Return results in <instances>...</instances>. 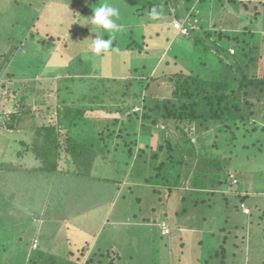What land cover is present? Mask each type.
<instances>
[{
    "label": "rangeland",
    "instance_id": "1",
    "mask_svg": "<svg viewBox=\"0 0 264 264\" xmlns=\"http://www.w3.org/2000/svg\"><path fill=\"white\" fill-rule=\"evenodd\" d=\"M79 1L81 3V0H0V214H10L12 218L17 217L16 221L19 217L30 220L26 216L25 209L30 210L29 216L31 218L35 216L34 214H38L39 209L42 208L44 211L40 215L44 214L43 221L39 222L37 235L40 245L47 241L43 231L47 235L49 233L54 235H50L52 236L49 239L51 245L41 247L40 250L42 249L44 252V248H46V250L48 249L47 252L50 249L58 252L63 248L60 247L61 243L68 242L62 233L63 229H65L66 234L68 232V229L64 228L66 223H63V220L73 215L76 216V213L80 212L79 222H84L85 217H91L89 221L92 222L98 211L95 209V214L94 212L92 214V209L90 212H85V209L91 207V204L92 206H100L99 202L110 199L113 208L110 220L113 221L110 222L109 227L112 226V228H106L103 232H108L116 238L115 242L121 248L118 252L120 254L118 263L120 264H205L203 259L206 258L207 260L211 258L212 260L209 262L216 264L221 257L218 258L216 254H210L209 257L207 250H216L218 240H222L224 235L228 238L227 244H225L227 252L231 254L230 256L226 255V264H264V138L247 142L250 144L248 146L255 150H251L249 157L246 156L245 158H240V154H236L238 157H235L233 165H239V163L241 165L234 167L233 170L228 169L231 166L229 159L223 158L226 164L229 163L223 167H225L224 171L228 169L225 172L228 173L231 186L230 188H221L217 193L222 194L224 199L229 198L230 201L226 204L224 201H218L215 206L200 205L190 210L191 200L195 195L201 199H206L209 193L193 190L189 194L192 188L190 184L185 186L188 182L184 180L187 167H183L180 172V180L181 183L183 182L181 188L170 192L164 188L163 194L160 190L153 193L148 188L149 184L143 180L151 172L153 175L157 172L156 169L147 170L146 166L157 167L160 162L166 159L168 153L165 149L158 147L166 148L167 139L174 142V153L182 155L184 164L187 161L189 164L192 156H188L189 149L187 148H190L191 144L188 138L191 136V141L196 143L198 138L203 136L201 132L203 127L199 128L197 123L189 125L188 121L174 123L173 120H165L161 117V113H164L162 109L150 111V116L147 118L144 117V113H146V108H154L155 106L168 108L176 102L172 92L175 88L177 73L194 74L200 77L209 75V71L201 72L200 70L204 67L203 62L209 63L208 66L210 67L207 70L212 69L213 60H218L215 55H217L216 42L217 44L219 42L217 38L209 36L210 32L216 34L217 37L222 34L221 32H228L231 36L238 34V37L245 31L257 32L262 39L260 40L261 43L257 44L253 50L255 59L252 63H248L247 73L251 77H254L255 74L256 76H264V0H237L235 3H230L232 0H153L158 3V6L154 7L155 12L150 11L151 13H149L145 10L142 14L139 13L140 11L134 10L138 0H102L100 4L107 2L120 10V18L117 23L122 26L121 34H126L127 30H131L132 35L128 41L133 42V39L141 41L144 48L142 49L143 57H141L139 51L126 50L124 41H118L116 48L112 51L109 50L104 55L96 56V58L89 53L91 49L86 50L85 47L92 45V39L96 38V35L101 36V32L105 33L103 29L90 27L91 36L84 39L85 42L79 45L78 51L75 47L77 43L76 33H80L78 27L80 23L79 16L76 18L73 13L76 11ZM147 4L149 5L148 2ZM173 21L178 22L180 27H175ZM39 25H45L51 35H65L64 38L70 40L66 48L61 46L65 50L66 56L69 57L65 67H67V71L70 68L74 71L81 69L80 73H73L78 74L75 77L82 74L86 78V83L92 77H98L95 75H101L104 78L114 76L126 80H138L141 77L148 83V87L138 98V103L132 108V112L138 114V127L135 135L127 134L125 131L120 135L117 131L118 127H116L115 131L118 135H114L113 139L110 140V146L107 145L110 149L105 153L98 152L96 157L88 155L89 161L83 164L81 168L86 173L90 171L96 178L109 181L101 184L104 189L106 188L101 197L95 192L100 193L102 186L97 184L98 187L94 192L92 185L89 184L91 179L86 177L65 178L69 174L64 175L65 172L63 171L67 170L71 160L67 165L65 164L66 161L64 160L68 159L69 155L64 148L61 149L62 153L58 158V171L46 173L36 170L42 166L43 162L35 149V133L42 127L58 126L60 106L58 87L60 85L59 80L62 78L60 76L63 74L60 70L65 69L62 65L57 69L51 65L53 61L56 62L59 59L47 57L46 52L45 54L41 52L33 58V66L30 64L31 68L26 66L22 60L23 58L26 59L27 52L21 51L20 47H23L26 36L32 32L36 33L35 28ZM241 30L244 31L241 32ZM47 31L38 28L37 33L30 36L27 39L28 42L26 40L27 47L30 45L33 51L38 50L39 47L36 49V45L41 43V38H49L45 35ZM119 32L115 33L114 36L119 35ZM197 40L200 41V44L195 43ZM256 42L257 39L252 40L251 38L249 44L252 47L256 45ZM229 46L226 45L232 56L240 57L244 53L239 44ZM127 49H129L128 46ZM153 49H155L153 53H145L151 52ZM18 50L20 53L16 55ZM11 51H13L12 54L6 55ZM79 51L83 52L82 63L76 57ZM194 51L195 55H193ZM57 53L59 54V50ZM236 57H229L228 59L224 57L222 63L225 65L234 62ZM39 60H45L47 65L55 68L57 77L55 75L52 77L25 78L30 73L38 71L39 65L36 63ZM90 61H93L94 64ZM41 65L43 71H48L46 68L49 66H44L43 63ZM7 69H10L17 78L9 77L10 73L7 72ZM128 69L130 70L128 71ZM231 70L233 73L234 69ZM232 75L230 74L229 77L231 78ZM122 92H128L125 97L120 95L126 98V101L133 100L134 95L131 88L127 90L123 88ZM134 92L139 94L136 90ZM252 97L251 100H254L256 95ZM244 99L245 97L243 99L241 97V100ZM119 103L113 99H99L96 101V107L100 108L101 111L99 112L102 114L113 113L112 117H119L116 111ZM120 106L123 107L124 104ZM153 117L158 119L156 125H152ZM262 118L264 119V104H258L256 117H252V122H257L259 129L264 128ZM252 130L251 124L244 127L241 125V131L235 133L238 136L235 143L238 144L237 141L243 142L244 136L247 135L251 136L249 140L256 138V134L254 136L250 134ZM58 135L59 140L65 139L63 131L58 132ZM204 135L208 136L207 140L204 139L207 149L211 150L212 153H219L220 148L214 146L219 137L215 136L211 130ZM41 137L39 135L37 138L40 140ZM115 147L117 149L123 148L120 151L122 155L118 159L114 158L117 153ZM228 147L229 149L234 148L233 142ZM128 148L133 150L132 157H128L127 153H124V150ZM237 148L236 145L235 149ZM225 155L228 156L227 153ZM218 156L221 157L219 154ZM92 161L94 162L93 166L91 165ZM39 176L41 179L38 178ZM44 177L45 179H43ZM51 183L53 189L48 190L45 194V188L48 185L49 189L52 188ZM69 188L73 191L74 196L72 197V192L68 191ZM248 188L253 196L241 204V200L237 196L247 194ZM132 189H134V193ZM86 191L89 195L82 201L79 193L82 195ZM138 197L141 201L140 208L135 203ZM182 197L185 198L184 204L187 208L184 213L183 210H179V208H184V204L180 202ZM225 205H227L226 208ZM164 207L167 211H164L166 221L170 220L168 225L172 231L177 229L174 235L171 234L168 237L156 234V227L152 225L155 223L154 217L160 215L159 212L157 215L156 209ZM152 208L155 210L152 211ZM140 209H142L139 216L141 218L137 220L139 223L134 225V213L139 212ZM218 210L220 212L224 210L225 215L229 213L226 216L228 219L225 220ZM180 211L181 213H179ZM176 212L179 215H176ZM168 215L173 219H169ZM197 215L199 216L197 217ZM143 218H151L152 221L151 223L147 220L142 222ZM157 218L159 219V217ZM204 219L208 221L204 222ZM24 220L19 224L11 225L12 230L10 226L5 227L2 230L4 235H11L14 231L20 233V229L30 232L31 223L27 224L23 222ZM13 222L15 221L12 220ZM143 223L146 226H141ZM219 224L227 228L224 235L220 232H214L213 228ZM113 225L119 230L116 231ZM54 228L55 230H53ZM165 230L162 229V232ZM123 234L126 236L124 241H122ZM23 235L25 238L16 244L17 254L10 256L3 254L0 264H22V261L23 264L27 263L24 262L23 255L30 250L31 239L30 233ZM106 237L99 239L101 245L107 244L105 242ZM174 238V247L170 250L167 241ZM201 240L204 242L203 245L198 243ZM0 241L8 242L7 239ZM92 243L89 246V251L86 245L79 242L80 245H76H83L79 248L82 252H79L77 257L67 255L72 258L73 262L81 259V264H89L88 260H91L90 264H98L100 259L115 263L114 254L108 253L107 250V253H103L101 257L100 253L103 246ZM111 246L110 243L108 249ZM71 248L74 249L73 244H71Z\"/></svg>",
    "mask_w": 264,
    "mask_h": 264
},
{
    "label": "trees",
    "instance_id": "2",
    "mask_svg": "<svg viewBox=\"0 0 264 264\" xmlns=\"http://www.w3.org/2000/svg\"><path fill=\"white\" fill-rule=\"evenodd\" d=\"M236 1L237 0H232V2L230 3L233 2L235 3ZM245 6L247 8V5ZM36 27H37L35 28L36 33L38 28L39 29L43 28L46 29L47 31V27H45V25H39ZM91 27L96 29L95 26H91ZM86 29L80 31V33L78 32L76 33L77 43L75 44V47L77 51L79 49V45L85 42L84 39L91 36L87 34V33L90 34L91 28H88V31H86ZM243 31L244 30H241V32ZM252 31H250V33L245 31V33H241L239 37L238 34L231 36L228 32H221L222 34H220L217 37L216 34L210 32L209 36L217 38V41L219 40V42L218 44L216 42L217 55H215V57H217L218 60H213L212 62L213 64L211 66L212 69L207 70V68L210 67L208 66L209 63L203 62L204 67L200 70L201 72L209 71V75L200 77L194 74L183 75L182 73H177L175 88L172 92V95L173 97H175L176 102L172 103V105L169 106L168 108L162 106L160 107L155 106L154 108L151 107L145 109L146 111V113H144L145 118L150 116L149 114L150 111L153 112L154 109L157 110L162 109L164 113L163 114L161 113V117L165 118V120H173L174 123H181L188 121L189 125L197 123L199 128L203 127V129L201 130L203 136H200L196 143L191 141V136L188 138V141L191 142L189 146L190 148H187L189 149L188 156H192V160L189 164L188 161L184 164L182 155L174 153L175 146L172 140L167 139L166 148L162 146L158 147L159 149H165L168 155L166 159H164L162 162H160L157 165V167L146 166L147 170L150 169V171H153L154 169H156L157 172L154 175L151 172L147 177L143 178L144 182L149 184L148 188L151 189L153 193L160 190L162 191L163 194L164 188L168 190V192L174 189H180L181 184H183V182L181 183L180 180L181 177L180 172L183 167L185 168L187 167L186 170L187 173L185 175L184 180L188 182L185 184V186H188V184H190V187L192 188V190L189 191V194L192 193L193 190L195 192L209 193V196H207L206 199H201L199 196L195 195V197L192 198L191 200L192 206L190 207L191 208L190 210L200 205H205L209 207L211 205L215 206V204L218 201L220 202L224 201L225 204L228 201H230L229 198L224 199L222 194L217 193L221 190V188L222 189L225 187L230 188L231 186L230 185L231 181H229L228 173H226L225 171L228 169L233 170L236 168V166L239 167V165H241V163H239V165L238 164L233 165V161L235 157H238L236 156V154L237 155L240 154L239 155L240 158L241 157L245 158L246 156L249 157L250 155L249 153L251 150H255L251 146H248L250 144H248L247 142L258 141L259 139L264 138V128L259 129L257 122L255 121L252 122V117H256L257 105L264 104V76H256L255 74L254 77H251L247 73V65H249L248 63H252L253 60L255 59V57L253 56V50L254 48H256L257 44L261 43L260 40L262 39L260 38L257 32L255 31L252 32ZM36 33L32 32L28 36H26V39L23 42V47H20L21 51L27 52L26 59L25 58L22 59L25 65L30 66L31 64V66H33V58L37 57L41 52H43L44 54L46 52L47 57H54L55 60L59 59L56 62L53 61L51 65H53L56 69L59 68L61 65L64 66L65 68L60 70L63 74L60 76L62 78H60L59 80L60 85L58 87V95L60 96L58 126L42 127L40 128L39 131H37V133H35V137H36L35 149L40 155V158L42 159L43 162L42 166H39L38 168H36V170L46 173H52L58 171V165H59L58 158H60V155L62 153L61 149L64 148L65 152L69 155L68 156L69 158L64 160L66 161L65 164L67 165L70 162V160H71V164L68 166V168H66L67 169L66 171H63L65 172L64 175L69 174V176L66 177L62 176V177L65 178L92 177L93 175H91L90 171L86 173L83 170H81V168L83 167V164H86L89 161L88 158L89 156L96 157L98 152L105 153L110 149L107 147V145L110 146L111 145L110 140L113 139L114 135H118L117 132L115 131V128L118 127L117 131L119 132L120 135L124 131L127 132V134L131 133V135H135V133L137 132L138 114L132 112L133 110L132 108L133 106L136 105V103H138L137 102L138 98L141 96L143 91L148 87V83H146V80L141 77L138 80H126L114 76L104 78L101 77V75H95L98 77L97 78L92 77V79L87 80L88 82L86 83V78H84L82 74H80L78 77H75L78 74L73 73V72L80 73L81 69H79V71H74L73 69L70 68L67 71V67H65L66 63H68L69 61V57L66 56L67 54L63 49V47L66 48L70 40L69 39L66 40V38H64L65 35H62L63 37L57 35H51V33L47 31L45 35H47L49 38L47 39L41 38V43H39V45H36L37 46L36 48L39 47V49L36 51H32L28 49L26 45V40L30 36H34V34ZM130 35H132L131 30L129 31L127 30L126 34L125 33L122 34L123 40H121L118 37V35L114 36L110 51L116 48V43L118 41H124L123 44H125L126 50H137L139 51L138 53H140L139 56L141 55V57H143L142 56V52H143L142 49L144 48L143 42L138 41L136 39H133V42L128 41ZM109 36H110L109 33L105 32V36L101 38L108 39ZM251 38L252 40L257 39L256 45L252 47L249 44ZM18 39L20 41V38ZM19 41L18 43L20 45ZM58 41L59 43L57 44ZM195 43L200 44V41L197 40L195 41ZM224 43L226 44L224 45ZM231 44H239L240 49L244 52L242 56L240 57L232 56L228 52L229 50L226 47V45L230 47L229 45ZM127 46L129 49H127ZM150 47H152V45H150ZM85 49L86 50L91 49V52L89 53L93 54L91 46H87L85 47ZM58 50H59V54L57 53ZM154 50L155 49L151 50V52L148 51L145 53L147 54L153 53ZM12 52L13 51H11V53L8 52L6 55L12 54ZM19 53L20 51L18 50L17 53L15 54L19 55ZM234 53L235 51L233 52V54ZM104 54L105 53H103V55ZM22 55H25V53H22ZM193 55H195V51L193 52ZM93 56L94 58H96L94 54ZM65 57L68 59L67 61L65 60L66 59ZM76 57H78V61L82 63L81 58H84L83 52L79 51L78 56ZM224 57H226L227 59L229 57L231 58L236 57V59L234 62H230L231 63V64L229 63L230 65L229 64L224 65V63H222L224 61L223 60ZM90 62L94 64L93 61ZM41 63H43L44 66H49L47 65V62L45 60H39L36 63V65L37 64L39 65L38 71L35 73H30L29 76L25 78H32V77L42 78L45 76L52 77L56 75L57 71L55 70V68L53 69L51 65L46 68L48 69V71L45 70L43 71ZM231 69H234L233 73ZM129 70L130 69H128V71ZM0 71H1V66H0ZM7 72L10 73L9 77L17 78L14 75V73L10 71V69H7ZM64 72L67 73L68 75H66ZM122 74L124 75V73ZM230 74H233L231 78L229 77ZM131 86L133 87V89ZM123 88H125L126 90L131 88V91H133V95H134L133 100L128 102L125 100L126 98H123L126 95H128L127 94L128 92H122ZM135 90L137 93H139L138 95L134 92ZM256 90L258 91L255 94ZM118 95L119 96L124 95V96L119 97ZM253 95H256V97H254L255 98L254 100H251V98H253L252 97ZM241 97L242 99L243 97H245V99L241 100ZM106 98H108V100L113 99L116 102L117 101L120 102L119 107L116 110L117 113L119 114V117H112L113 113L102 114V112H99L101 110L99 107H96L97 105L96 101L99 99L105 100ZM249 100L250 102H248ZM121 104H124V106L123 107L120 106ZM96 112L98 113L96 114ZM157 121H158L157 117H153L152 125L154 124L156 125ZM249 124H251V127L253 129L250 134H252L253 136L256 134V138L249 140V137L251 136L247 135L244 136L243 142L237 141L238 144H236L235 141L237 140L238 136L237 134L235 135V133L237 131H241V125L244 127ZM210 130L211 132H213L215 136L219 137V139H217L218 142L214 144L215 147L220 148V152L216 154L212 153L211 150L207 149L206 142L204 140V139L206 140L208 139V136L204 135V133ZM60 131H63L65 134V139H63L62 141L58 139L59 136L58 132ZM39 135L42 136L40 140L39 138H37L39 137ZM231 142H233L234 148L232 147L231 149H229L228 146ZM236 145L238 146L237 149H235ZM121 150H123V148L115 149L117 153L115 152L116 154L114 158L116 159L120 158V156L122 155V153H120ZM124 153H127L128 157H132L133 150L131 148H128L124 150ZM225 153H227L228 156L225 155ZM117 154L120 155L117 156ZM218 154L222 158L219 157ZM155 155L157 156L158 154ZM122 158L125 160L124 157ZM223 158L229 159L230 161L229 163H231V166L225 171L224 168L229 163L226 164ZM91 165L92 166L94 165L93 161L91 162ZM103 181L105 183L109 182L106 179ZM68 191H71L70 188L68 189ZM132 191L134 193V189H132ZM71 192H72L71 193V197H72L74 196V194L73 191ZM248 192H249V188H248ZM159 196L161 195L159 194ZM249 196L250 195L247 193L244 195H239L237 197L240 198L241 200L240 203L243 204L245 201L249 199ZM205 200H207V202H205ZM180 202L184 204L185 198L182 197ZM135 203L139 206V204L141 203L139 197L137 198V201ZM227 205H225V208L227 207ZM140 207L141 206H139V208ZM183 207L184 208L182 209L179 208V210H183L184 213L187 210V208H185V204L183 205ZM153 209L155 210V208H152V211ZM141 210L142 209H140L139 212L137 211V213L136 212L134 213L135 219L138 218ZM156 210H157V215L158 212L160 214L159 216L154 217L153 221L155 223H152V225L156 227L157 230L156 234L161 236L165 235L167 237L171 234L174 235L177 229L172 231V229L168 225L170 220L166 221V216L164 215L165 212L167 211L163 210V208L162 209L157 208ZM218 212L219 214H221V216H223V218H225V220L227 218L226 216L229 215V213H226L225 215L224 210L221 212L218 210ZM179 213H181V211ZM179 213L176 212V215H179ZM198 216L199 215H197V217ZM157 217H159V219ZM169 219L171 218L169 217ZM32 220L33 219H31V221ZM203 221L205 222L208 220L204 219ZM164 227L168 228V232H162V229L164 230ZM213 229L214 232H220L224 235V232L226 231L227 228L226 226L219 224L217 227ZM106 233L107 232H103L102 230L99 233L100 238L108 236V234ZM105 239L109 241L108 237H106ZM174 241L172 245L169 246L168 249L172 250V248L174 247ZM227 241L228 238L226 235H224L222 237V240L220 239L218 240V248L216 250L215 249L207 250L209 257L210 254L212 255L216 254L218 258L219 256L221 257V259L218 260L216 264H226L225 263L227 257L226 255L228 256L231 255L230 253L227 252V247L225 246V244H227L226 243ZM198 243L200 245L204 244L202 240L199 241ZM71 244L74 245V249L73 248L70 249ZM76 244H79V242H75V243L73 242L71 243V241L62 242L60 247L62 246L64 249L63 248L60 249L59 247L60 250L58 252L52 249L51 250L52 252L48 251L45 253L41 251L42 253L39 254V251H37L36 253H34L35 255H32L30 257V259L26 264H81V259H78L79 261L73 262L72 258L67 255V254H70L72 256L78 255L79 252H82L81 249L79 248L85 245L86 243H84L81 246H79L80 244L79 245ZM86 247L89 249L88 244L86 245ZM108 248H109L108 246H104L102 248L100 253L101 257L103 256V253H107L108 250V253L110 252V254L111 253L114 254L116 258L114 264H120L118 263V259L120 257L118 250L120 249L117 248L118 250H115L113 248L110 249ZM62 252L64 253L60 254ZM84 255L82 256L84 257ZM24 258L25 257H23V260ZM211 260H212L211 258L209 260H207V258L205 260L203 259L205 264H213L210 263ZM112 262L109 261L105 262V260L100 259L99 263L113 264ZM88 263L90 264L91 260H88ZM228 264H235V263H228Z\"/></svg>",
    "mask_w": 264,
    "mask_h": 264
},
{
    "label": "crops",
    "instance_id": "3",
    "mask_svg": "<svg viewBox=\"0 0 264 264\" xmlns=\"http://www.w3.org/2000/svg\"><path fill=\"white\" fill-rule=\"evenodd\" d=\"M101 1L102 0H81V3H80V1L77 2L78 5H77L76 11L73 13V15H74V17L76 16V18L79 16L78 20L80 21V24H78V27L80 28V31L85 30L87 27L90 28L92 26L90 23H88V24H85V23H87V21L89 20L88 15H90V14L93 15L94 14L93 9L95 7H97L100 4ZM147 2L149 3V5L147 4ZM136 4L137 5L135 6L134 10L140 11L139 12L140 14H142L143 11H145V10L148 11L149 13H151L153 11L155 12L154 7L155 6H158V3L157 2L155 3L153 0H138V2ZM77 8H78V11H77ZM79 12H80V14H79ZM81 14H82V17H80ZM173 22H175V21H173ZM88 28L86 29V31H88ZM83 34H85V33H83ZM87 34L88 35H91V33L90 34L87 33ZM99 35H100V33H99ZM103 36H105V33L101 32V36H99V37H103ZM118 37L121 40H123V36H122L121 33L118 35ZM62 42H63V40H62ZM28 49L32 50L30 45H29ZM40 175H42V174L40 173ZM38 178L41 179L40 176ZM86 178L92 180V181L89 182V184L92 185V187L94 189V192H95V189L98 187V185L102 186L101 184H104L105 183L99 177L96 178L95 176H92V177H86ZM43 179H45V177ZM51 187H52V183H51ZM52 189H53V187L49 189V185H48L45 188V194H46V192L48 190L51 191ZM105 190H106V188L104 189V187L102 186L101 187V190H100V193H96L95 192V194L96 195H99L101 197V196H103ZM248 194L250 196H253V193H251V192H248ZM88 195H89L88 191L84 192L82 195H80V193H79V196H80V198H81L82 201H84V199L87 198ZM168 195H169V193H168ZM75 200H76V198H75ZM180 201H181V199H180ZM99 205L100 206H96V205H93L92 206V204H91V207L85 209V212H90V209H92V211H91L92 214H93V212H94L95 209H96V211H98L96 217L93 215L94 218L92 219V222L89 221L91 217L90 218L89 217H85V219H84L85 221L84 222H79L78 216H79L80 212L79 213H76V216L73 215V216H71V217H69L67 219H64L63 220L64 221L63 223H66V226L64 228L68 229L67 234L65 233V229L62 230L64 239H67L68 241H72L73 243H75V242H80L82 244L86 243L85 245L88 244V246L91 245V242H93L92 244H99V239H100L99 233L102 230L106 229V228L111 229L112 226L109 227V224H110L111 221H113V220H110L111 213H112V209H113L112 208V204L110 203V199H105L104 202H99ZM255 205L256 204L254 203V206ZM25 210H26V216H28L30 220H24L23 218L19 217L20 220L17 219V221H16V218L17 217L16 218L15 217L12 218L10 216V214L9 215H1L0 214V240H5V239L8 240V242L0 241V261H1V257H2L3 254L4 255L6 254L8 256H10L12 254H17L18 249L16 248V244H17V242L19 244L25 238V236L23 234H26V233H30L31 244H30V250L26 254L23 255L25 257L24 258V260H25L24 262H28V260L30 259V257L32 255H35L34 253H36L38 250H39V254H41L42 253L41 252L42 249L40 250L41 247H49L51 245V242H50L49 239L52 237L50 235H54L53 233H49V235H47V234H45V231H43L44 238L47 241L45 243H41V245H40V240L37 237L38 231H39L38 230V225H39V222L40 221H43L42 218H43V215H44V214L43 215H40V213H43L44 210L42 208L39 209L38 214H34L35 216L34 217H31V218L29 216V213H30L29 211L30 210H27V209H25ZM163 210H165V207L163 208ZM153 211H154V209H153ZM94 214H95V212H94ZM98 214L101 215V216L99 217ZM31 215H33V213H31ZM141 215H142V217H144L143 214H141ZM38 216H40V218H38ZM139 216H138L137 219L134 218V220H135L134 225L137 224V223H139V222H137V220L141 218ZM10 218L13 221H15L16 223L15 222L12 223V220ZM31 219H33V220L31 221ZM22 220H24L23 222H26L27 224L29 222L31 223V226H30L31 227V231L30 232H28V231H26L24 229H20V233L19 232L15 233V231H14L11 235L10 234L7 235V236L4 235V233H3L2 230L5 227L8 228L9 226L11 227V225L19 224V223L22 222ZM75 220H77V222H75ZM144 220H147V222H150V223L152 221L151 218H149V219L148 218L147 219L146 218H143L142 219V222ZM126 222L128 223L129 221H126ZM141 226H146V224L143 223ZM113 227H115L116 231L119 230L115 225H113ZM11 230H12V227H11ZM53 230H55V228ZM91 232H92V235L93 236L91 235ZM33 233H35V234L33 235ZM107 234H108L107 237L109 239V241L108 240H105V242L107 244L106 245H101V243H100L99 245H101L103 247L104 246H108L109 247V244L111 243V244H113V246L111 248H113L115 250H118L117 248H119L121 250V248L115 242L116 238H114L108 232H107ZM125 239H126V236L124 235V237L122 238V241H124ZM174 240H175V238L173 240L167 241V243L171 246ZM34 243L37 244V247H35V248H34ZM47 250H46V248H44V252L45 253L47 252ZM51 250L52 249H50L49 252H52ZM120 250H118V251H120Z\"/></svg>",
    "mask_w": 264,
    "mask_h": 264
},
{
    "label": "clouds",
    "instance_id": "4",
    "mask_svg": "<svg viewBox=\"0 0 264 264\" xmlns=\"http://www.w3.org/2000/svg\"><path fill=\"white\" fill-rule=\"evenodd\" d=\"M93 11L94 14L89 16L90 19L85 24L90 23L92 26L103 29L110 34L108 39L101 38L97 35L96 38L92 39L91 48L93 54L95 56H101L111 49L114 34L122 30V26L117 23L120 18V10L110 3L104 2L95 7Z\"/></svg>",
    "mask_w": 264,
    "mask_h": 264
},
{
    "label": "built area",
    "instance_id": "5",
    "mask_svg": "<svg viewBox=\"0 0 264 264\" xmlns=\"http://www.w3.org/2000/svg\"><path fill=\"white\" fill-rule=\"evenodd\" d=\"M174 26L175 27H180V24H178V22H174ZM164 230H165V227H164ZM164 232H168V228ZM35 246H36V244H34V247Z\"/></svg>",
    "mask_w": 264,
    "mask_h": 264
}]
</instances>
